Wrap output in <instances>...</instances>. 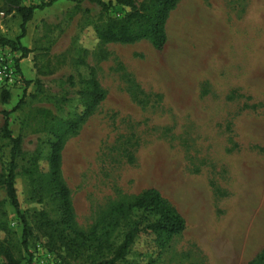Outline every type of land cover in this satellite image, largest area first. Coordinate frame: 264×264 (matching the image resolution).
Returning a JSON list of instances; mask_svg holds the SVG:
<instances>
[{
  "label": "rangeland",
  "instance_id": "obj_1",
  "mask_svg": "<svg viewBox=\"0 0 264 264\" xmlns=\"http://www.w3.org/2000/svg\"><path fill=\"white\" fill-rule=\"evenodd\" d=\"M35 5L21 36L22 16L0 0V38L29 50L22 58L0 43V56L19 63L20 74L0 88V174L11 155L2 132L9 112L12 135L21 138L17 189L30 222L34 213L58 212L49 193L32 198L26 169L48 171L53 131L82 111L94 78L106 97L62 151L78 228L91 230L115 203L156 188L187 222L158 264H248L264 247V0H180L162 50L98 38L96 28L120 15L119 6ZM0 219L19 244L23 228L1 185ZM34 231L20 264H91ZM155 252V237L141 233L124 264H145Z\"/></svg>",
  "mask_w": 264,
  "mask_h": 264
},
{
  "label": "trees",
  "instance_id": "obj_2",
  "mask_svg": "<svg viewBox=\"0 0 264 264\" xmlns=\"http://www.w3.org/2000/svg\"><path fill=\"white\" fill-rule=\"evenodd\" d=\"M22 16V35L25 25L32 18L36 5L22 4L21 0H5ZM57 1L51 0L49 3ZM77 1V0H74ZM103 10L120 7V15L112 17L103 27L96 28L98 38L104 42L135 43L148 41L157 49L162 50L168 42V17L179 4L180 0H147L137 4L136 0H94ZM20 38V37H19ZM0 43L22 51V58L28 56L29 50L19 42L0 38ZM17 63V62H16ZM19 68V63L16 64ZM85 91L84 108L74 119L65 122L53 131L48 156V171L38 170L36 163L26 173L32 179V198L41 200L45 193L57 203L58 217L52 218L46 212L34 213L35 224L30 222L29 214L21 206L17 189L18 162L21 155V138L12 135L9 112H5L2 128L4 137L11 141V155L7 168L0 174V185L5 189L11 207L14 208L23 232L21 242L16 243L13 233L6 221L0 219V256L5 257L8 264H20L18 258L21 248L28 250V245L35 228L47 239L50 248L62 249L66 255L75 259H87L91 264H124L137 237L147 233L155 237L157 250L145 264H158V259L170 240L182 233L187 226L184 216L177 208L164 198L156 188H147L130 201H120L112 205L101 223L91 230L78 228L71 191L64 180L62 171V151L67 135L77 132L80 125L94 112V109L105 99L106 93L100 84L92 78ZM9 94L6 93V101ZM123 236L117 241L115 235L121 228ZM1 234H4L1 236ZM248 264H264V247Z\"/></svg>",
  "mask_w": 264,
  "mask_h": 264
},
{
  "label": "built area",
  "instance_id": "obj_3",
  "mask_svg": "<svg viewBox=\"0 0 264 264\" xmlns=\"http://www.w3.org/2000/svg\"><path fill=\"white\" fill-rule=\"evenodd\" d=\"M51 0H21L22 4L35 5L37 3H49ZM8 56H0V88H10L20 80L17 65Z\"/></svg>",
  "mask_w": 264,
  "mask_h": 264
}]
</instances>
